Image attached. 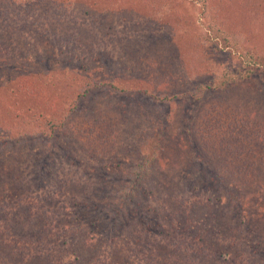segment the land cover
I'll use <instances>...</instances> for the list:
<instances>
[{
  "label": "rangeland",
  "instance_id": "rangeland-1",
  "mask_svg": "<svg viewBox=\"0 0 264 264\" xmlns=\"http://www.w3.org/2000/svg\"><path fill=\"white\" fill-rule=\"evenodd\" d=\"M212 2L222 34L201 21L196 0H0V132L19 134V147L1 146L0 178L13 185L19 165L16 193L32 208L31 224L50 227L51 212L69 216L66 204L119 186L127 154L160 123L168 127L157 162L165 184L141 196L145 220L158 228L175 204L188 217L212 210L210 230L233 228L211 251L236 241L234 264H264V0ZM249 69L250 80L217 85ZM192 140L204 150L198 169L187 170Z\"/></svg>",
  "mask_w": 264,
  "mask_h": 264
},
{
  "label": "trees",
  "instance_id": "trees-1",
  "mask_svg": "<svg viewBox=\"0 0 264 264\" xmlns=\"http://www.w3.org/2000/svg\"><path fill=\"white\" fill-rule=\"evenodd\" d=\"M196 1H199L204 9L201 21L211 30L222 34L223 21L217 20L220 18V8L213 5L212 0ZM75 69L77 68H70L71 72L73 71L72 77ZM253 75V69H249L246 73L239 71L236 75L226 72L225 78L218 79L217 85L224 81L223 89H227L231 85L250 80ZM262 77L264 80L263 72ZM111 88L119 91L125 89L116 84H112ZM170 95L171 97L166 96L165 99L175 100L179 97L175 93ZM101 119H105V116L98 114L96 121ZM17 133L0 132V154L3 151L1 146L8 147L9 144L17 143L19 147ZM166 136L168 138V127L160 123L153 127L152 132H146L143 135L141 151L135 155L131 150L127 154L129 161L123 164L127 170L119 186L112 188L111 191H103V193L99 191L101 197L95 195L93 198L90 193L83 194L81 204H74L77 209L66 204V209L72 211L69 216L56 218L51 212L50 227H45L39 222L31 224L28 220L32 208L21 204L22 196L20 198L19 193H16L19 192V165L11 175L13 185L3 188L9 185V182L7 178H0V186H2L0 204H6L4 208L0 206V264H119V258L122 256L124 257L121 264H234L238 254L235 252L238 245L236 241L232 243L234 252L231 251L230 246L221 244L219 248L224 249V252L211 251V247H217L216 237L226 244L224 237L233 228L231 225H224L210 230L212 223L215 224L217 221L212 210L203 214L201 210L198 217H188L183 215L185 211L183 205L175 204L174 210L165 213L168 217H164L162 222L164 225L165 223L176 225L173 231L164 230L162 224L156 228L153 226L154 223L145 220L144 215L151 210L145 203H141V196H146L145 191L150 183L159 191L164 189L165 182L158 180V174L164 171L159 168L157 162L165 150L166 143L163 139ZM202 150L204 147L198 148L192 140L190 156L193 160L190 164L184 165L185 167L190 165L187 170L198 169L200 160H197L196 156L199 151L203 152ZM207 156L205 154L204 157ZM228 163L226 162V166H233ZM41 167L44 173V166ZM215 168L210 166L211 175L214 171L215 175H218ZM182 175L186 177L185 173ZM189 177L193 178V176ZM54 184L58 186V191L68 188L64 182L55 183L54 180ZM74 187L76 186L71 185V189ZM70 198L73 199V193L69 198L66 196L62 202H68ZM176 200H179L178 196L173 202ZM236 202L233 200V204ZM237 205L239 202L234 205L233 210L237 209ZM47 214L49 217L50 214L48 212ZM43 218L46 220L45 217ZM189 231L196 240L186 236ZM85 235L90 237L89 240ZM117 244H121L120 255L118 256V250L114 256ZM109 254L110 257L104 259ZM187 258L192 259V262ZM219 259L223 261L219 262Z\"/></svg>",
  "mask_w": 264,
  "mask_h": 264
}]
</instances>
